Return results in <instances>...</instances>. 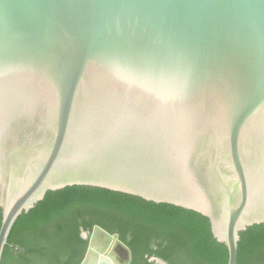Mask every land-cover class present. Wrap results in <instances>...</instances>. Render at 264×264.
I'll return each instance as SVG.
<instances>
[{"label": "water", "instance_id": "95a60500", "mask_svg": "<svg viewBox=\"0 0 264 264\" xmlns=\"http://www.w3.org/2000/svg\"><path fill=\"white\" fill-rule=\"evenodd\" d=\"M89 185L264 223V0H0V262L18 216ZM79 264H129L94 225Z\"/></svg>", "mask_w": 264, "mask_h": 264}, {"label": "trees", "instance_id": "16d2710c", "mask_svg": "<svg viewBox=\"0 0 264 264\" xmlns=\"http://www.w3.org/2000/svg\"><path fill=\"white\" fill-rule=\"evenodd\" d=\"M94 225L118 234L130 249V264H146L151 254L169 264H227L226 245L200 213L89 185L49 190L21 213L0 264H79L88 244L81 230ZM239 234L236 264H264V223Z\"/></svg>", "mask_w": 264, "mask_h": 264}, {"label": "flooded vegetation", "instance_id": "af4514ba", "mask_svg": "<svg viewBox=\"0 0 264 264\" xmlns=\"http://www.w3.org/2000/svg\"><path fill=\"white\" fill-rule=\"evenodd\" d=\"M130 262H131V252H130ZM146 264H169V262L156 254H151L148 256L146 255Z\"/></svg>", "mask_w": 264, "mask_h": 264}]
</instances>
